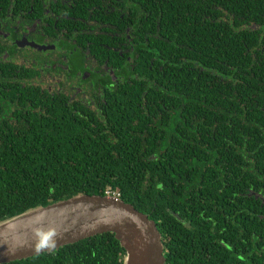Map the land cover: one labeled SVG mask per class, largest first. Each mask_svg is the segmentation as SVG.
Returning a JSON list of instances; mask_svg holds the SVG:
<instances>
[{"label":"trees","instance_id":"obj_1","mask_svg":"<svg viewBox=\"0 0 264 264\" xmlns=\"http://www.w3.org/2000/svg\"><path fill=\"white\" fill-rule=\"evenodd\" d=\"M44 2L0 0V18L34 22ZM57 6L101 23L95 41L126 38L122 57L94 46L121 78L90 106L0 63V223L112 191L157 224L165 264H264V0ZM125 258L104 233L7 264Z\"/></svg>","mask_w":264,"mask_h":264},{"label":"flooded vegetation","instance_id":"obj_2","mask_svg":"<svg viewBox=\"0 0 264 264\" xmlns=\"http://www.w3.org/2000/svg\"><path fill=\"white\" fill-rule=\"evenodd\" d=\"M44 1L45 16L34 22L27 20L23 25L20 21L9 24L0 18V63L17 67L23 76H28L23 80L38 85L42 92L63 94L76 102L94 104L95 95L99 94L97 85H101L103 80L109 82V78L112 82L121 78L115 73L117 67L107 65L109 58L102 61V57L94 55V46L98 43L109 52H119L122 57L126 52V38L118 36L112 42L114 46L102 39L95 41L92 36L99 34L101 23L84 21L65 13L57 14L56 11H66L57 6V0L54 1L55 6L50 4V0ZM61 1L68 5L73 2ZM74 4L78 6L76 1ZM108 27L112 28L113 24ZM109 36L114 37V33ZM22 43L27 45L22 47ZM28 43L45 49L38 50ZM117 43L118 48L115 46Z\"/></svg>","mask_w":264,"mask_h":264},{"label":"water","instance_id":"obj_3","mask_svg":"<svg viewBox=\"0 0 264 264\" xmlns=\"http://www.w3.org/2000/svg\"><path fill=\"white\" fill-rule=\"evenodd\" d=\"M104 233L115 234L126 250L125 264H165L162 234L154 221L120 198L89 195L32 209L1 222L0 264L51 253Z\"/></svg>","mask_w":264,"mask_h":264},{"label":"built area","instance_id":"obj_4","mask_svg":"<svg viewBox=\"0 0 264 264\" xmlns=\"http://www.w3.org/2000/svg\"><path fill=\"white\" fill-rule=\"evenodd\" d=\"M106 196H112V197L120 198L121 194L117 193V192L107 191Z\"/></svg>","mask_w":264,"mask_h":264}]
</instances>
